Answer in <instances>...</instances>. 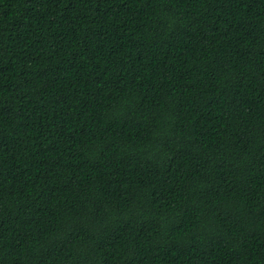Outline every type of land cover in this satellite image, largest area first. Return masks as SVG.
<instances>
[{
	"label": "trees",
	"instance_id": "obj_1",
	"mask_svg": "<svg viewBox=\"0 0 264 264\" xmlns=\"http://www.w3.org/2000/svg\"><path fill=\"white\" fill-rule=\"evenodd\" d=\"M0 264H264V0H0Z\"/></svg>",
	"mask_w": 264,
	"mask_h": 264
}]
</instances>
